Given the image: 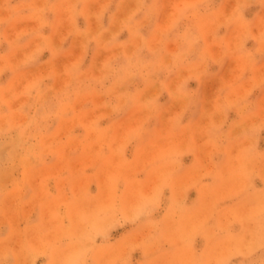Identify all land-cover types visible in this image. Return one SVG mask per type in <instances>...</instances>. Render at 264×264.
I'll return each mask as SVG.
<instances>
[{
  "label": "rangeland",
  "instance_id": "374dc122",
  "mask_svg": "<svg viewBox=\"0 0 264 264\" xmlns=\"http://www.w3.org/2000/svg\"><path fill=\"white\" fill-rule=\"evenodd\" d=\"M0 264H264V0H0Z\"/></svg>",
  "mask_w": 264,
  "mask_h": 264
},
{
  "label": "bare ground",
  "instance_id": "6f19581e",
  "mask_svg": "<svg viewBox=\"0 0 264 264\" xmlns=\"http://www.w3.org/2000/svg\"><path fill=\"white\" fill-rule=\"evenodd\" d=\"M245 133V132H244Z\"/></svg>",
  "mask_w": 264,
  "mask_h": 264
}]
</instances>
